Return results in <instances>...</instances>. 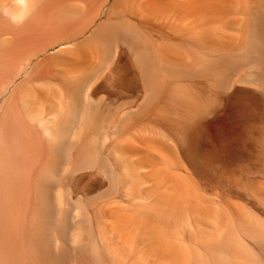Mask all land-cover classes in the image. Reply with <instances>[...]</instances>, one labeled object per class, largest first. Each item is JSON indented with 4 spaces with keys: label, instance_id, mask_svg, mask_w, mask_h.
<instances>
[{
    "label": "bare ground",
    "instance_id": "6f19581e",
    "mask_svg": "<svg viewBox=\"0 0 264 264\" xmlns=\"http://www.w3.org/2000/svg\"><path fill=\"white\" fill-rule=\"evenodd\" d=\"M0 264H264V0H0Z\"/></svg>",
    "mask_w": 264,
    "mask_h": 264
}]
</instances>
